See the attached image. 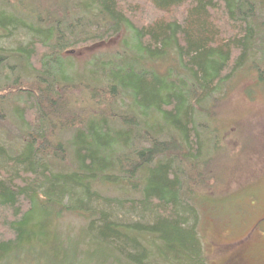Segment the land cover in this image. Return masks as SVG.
Instances as JSON below:
<instances>
[{"label":"trees","instance_id":"trees-1","mask_svg":"<svg viewBox=\"0 0 264 264\" xmlns=\"http://www.w3.org/2000/svg\"><path fill=\"white\" fill-rule=\"evenodd\" d=\"M16 30L29 43L3 48ZM245 67L264 81V0H0V130L22 142L0 144V264H81L68 257L91 246L112 264H209L198 187L215 96Z\"/></svg>","mask_w":264,"mask_h":264},{"label":"rangeland","instance_id":"rangeland-1","mask_svg":"<svg viewBox=\"0 0 264 264\" xmlns=\"http://www.w3.org/2000/svg\"><path fill=\"white\" fill-rule=\"evenodd\" d=\"M122 37L112 41L110 47L102 45L78 52L71 59L72 66L65 62V69L71 73L75 70L83 72L92 64L91 58L96 56L93 54L103 52L106 47L116 49L122 44ZM30 38L26 30H16L2 41L1 46L15 49L28 44ZM170 64L169 61L163 62L157 69L166 72ZM215 97L218 102L211 123L215 132L217 127L219 129V133L216 132L219 149L218 154L208 161L203 183L198 187L199 197L202 192L207 193L200 197L203 202L199 205V229L205 255L209 264H230L233 258L237 259V264H264V221L258 222L264 217V81L256 78L254 70L245 67L226 80ZM1 130V146L7 153L18 152L22 142L16 134L14 136L17 131L9 134ZM0 163L3 162L0 160ZM112 195L119 197L121 193L118 191ZM118 217L126 221L123 213ZM85 224L77 217L68 216L58 223V227L68 233L71 231L69 227H73L71 236L80 232L75 239L81 243L85 237L82 232L86 229ZM88 250L83 258L69 256L68 261L112 264L108 253L96 252L92 246ZM42 255L43 251H40L41 258ZM29 264L47 262L39 258Z\"/></svg>","mask_w":264,"mask_h":264},{"label":"flooded vegetation","instance_id":"flooded-vegetation-1","mask_svg":"<svg viewBox=\"0 0 264 264\" xmlns=\"http://www.w3.org/2000/svg\"><path fill=\"white\" fill-rule=\"evenodd\" d=\"M264 221V217L262 219H260L258 222L260 223H263ZM230 264H237V259L233 258L232 261L229 262Z\"/></svg>","mask_w":264,"mask_h":264}]
</instances>
